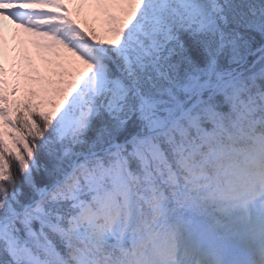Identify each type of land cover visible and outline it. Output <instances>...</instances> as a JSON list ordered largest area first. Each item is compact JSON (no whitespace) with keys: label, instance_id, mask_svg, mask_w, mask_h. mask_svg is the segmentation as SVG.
<instances>
[{"label":"snow or ice","instance_id":"1","mask_svg":"<svg viewBox=\"0 0 264 264\" xmlns=\"http://www.w3.org/2000/svg\"><path fill=\"white\" fill-rule=\"evenodd\" d=\"M0 264H264V0H0Z\"/></svg>","mask_w":264,"mask_h":264}]
</instances>
